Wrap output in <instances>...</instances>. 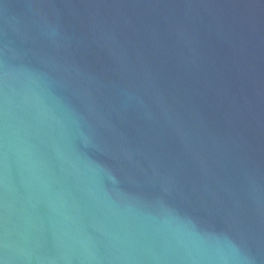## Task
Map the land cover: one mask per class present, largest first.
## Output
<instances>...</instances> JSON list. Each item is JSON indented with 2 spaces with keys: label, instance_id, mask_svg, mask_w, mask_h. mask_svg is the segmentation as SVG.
I'll return each instance as SVG.
<instances>
[{
  "label": "water",
  "instance_id": "obj_1",
  "mask_svg": "<svg viewBox=\"0 0 264 264\" xmlns=\"http://www.w3.org/2000/svg\"><path fill=\"white\" fill-rule=\"evenodd\" d=\"M0 264H264V0H0Z\"/></svg>",
  "mask_w": 264,
  "mask_h": 264
}]
</instances>
